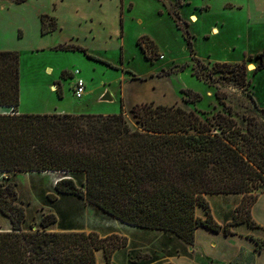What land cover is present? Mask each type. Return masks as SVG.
Wrapping results in <instances>:
<instances>
[{
    "label": "trees",
    "instance_id": "obj_1",
    "mask_svg": "<svg viewBox=\"0 0 264 264\" xmlns=\"http://www.w3.org/2000/svg\"><path fill=\"white\" fill-rule=\"evenodd\" d=\"M41 21L43 34L58 29L54 16L44 13ZM60 47L100 60L78 44ZM256 56L259 71L264 50ZM211 72L241 88L250 84L246 62H216ZM217 96L224 99L219 91ZM251 99L254 106L241 122L231 111L204 116L154 101L131 109L138 127L127 121L123 105L109 115L22 113L20 52L0 50V106L13 108L0 113V172H85V189L66 175L55 183L56 191L85 198L123 223L170 231L193 246L201 225L230 233L236 223L256 224L251 208L264 193V107ZM237 193L245 196L233 221L219 224L206 194ZM17 200L14 185L1 183L0 212L11 228L0 230V264H98L100 249L105 264H112L114 251L126 244V238L118 243L95 231H49L57 221L53 213L41 220L43 229L25 230L26 212ZM197 205L207 217L196 214Z\"/></svg>",
    "mask_w": 264,
    "mask_h": 264
},
{
    "label": "rangeland",
    "instance_id": "obj_2",
    "mask_svg": "<svg viewBox=\"0 0 264 264\" xmlns=\"http://www.w3.org/2000/svg\"><path fill=\"white\" fill-rule=\"evenodd\" d=\"M44 13L57 18L58 29L42 35L38 24ZM0 22L8 42L21 49L22 113L109 115L120 113L123 105L127 121L138 127L131 109L145 102L179 105L204 116L231 111L240 122L254 106L251 96L264 107V69L255 71L256 55L264 50V0H0ZM65 44H78L100 60L60 47ZM216 62H246L249 86L222 81L220 73L211 72ZM76 69L86 83L82 98L73 92ZM107 91L112 100H102ZM66 175L86 188L82 171L0 173V184L11 183L18 192L25 230L43 229L41 220L52 213L57 221L49 231L70 225L138 230L85 198L58 193L55 183ZM10 228L0 212V230ZM112 235L118 243L125 238ZM259 237L264 245V232Z\"/></svg>",
    "mask_w": 264,
    "mask_h": 264
},
{
    "label": "crops",
    "instance_id": "obj_3",
    "mask_svg": "<svg viewBox=\"0 0 264 264\" xmlns=\"http://www.w3.org/2000/svg\"><path fill=\"white\" fill-rule=\"evenodd\" d=\"M38 25V31L42 33V23L39 22ZM8 35V32L0 31V50L20 52V45L8 42ZM5 107L0 106V113H4ZM18 111L23 112L21 105ZM57 113L66 112L57 111ZM206 198L213 218L221 225L233 221L236 208L243 200V196L238 193L206 194ZM196 214L203 218L207 217V211L201 205H197ZM251 214L257 227H251L246 222L236 223L231 226L230 233L224 230L216 231L203 225L197 227L193 246L170 231L145 229L133 225L130 226L137 227L138 230L127 232L119 226L103 228L91 226L80 229L70 225L60 231H95L100 237L114 233L124 236L127 239L126 244L114 251L112 264H264V245H261L259 237L264 232V193L259 195L252 206ZM120 223L129 225L122 221ZM198 252L200 255H197ZM96 257L98 264L106 263L102 249L96 252Z\"/></svg>",
    "mask_w": 264,
    "mask_h": 264
},
{
    "label": "built area",
    "instance_id": "obj_4",
    "mask_svg": "<svg viewBox=\"0 0 264 264\" xmlns=\"http://www.w3.org/2000/svg\"><path fill=\"white\" fill-rule=\"evenodd\" d=\"M74 81H73V92L76 97L82 98L86 93V83L82 76H80V70L76 69L73 73ZM55 85V84H54ZM56 85L54 86V88ZM13 108H11L12 110Z\"/></svg>",
    "mask_w": 264,
    "mask_h": 264
},
{
    "label": "water",
    "instance_id": "obj_5",
    "mask_svg": "<svg viewBox=\"0 0 264 264\" xmlns=\"http://www.w3.org/2000/svg\"><path fill=\"white\" fill-rule=\"evenodd\" d=\"M251 66H252V64L249 65V67H251ZM112 99H113V97H112V95H111V93L109 91L104 93L103 96H102V100H112Z\"/></svg>",
    "mask_w": 264,
    "mask_h": 264
},
{
    "label": "bare ground",
    "instance_id": "obj_6",
    "mask_svg": "<svg viewBox=\"0 0 264 264\" xmlns=\"http://www.w3.org/2000/svg\"><path fill=\"white\" fill-rule=\"evenodd\" d=\"M192 19H193V21H196L197 20V16L196 15H192ZM251 67H253V65ZM42 173H49V172H42Z\"/></svg>",
    "mask_w": 264,
    "mask_h": 264
}]
</instances>
